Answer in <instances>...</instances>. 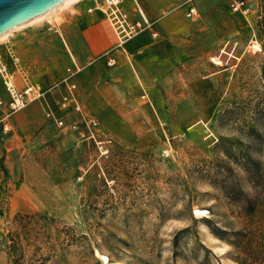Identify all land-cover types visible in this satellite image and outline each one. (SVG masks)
<instances>
[{
	"label": "rangeland",
	"instance_id": "374dc122",
	"mask_svg": "<svg viewBox=\"0 0 264 264\" xmlns=\"http://www.w3.org/2000/svg\"><path fill=\"white\" fill-rule=\"evenodd\" d=\"M260 7L262 34L193 62L195 81L222 70L219 101H158L162 145L124 149L101 133L113 141L101 155L65 135L45 164L52 176L40 210L0 214V264H264V0ZM246 147L258 173L226 155ZM216 154L257 198L252 214L207 177Z\"/></svg>",
	"mask_w": 264,
	"mask_h": 264
},
{
	"label": "crops",
	"instance_id": "0c3cea01",
	"mask_svg": "<svg viewBox=\"0 0 264 264\" xmlns=\"http://www.w3.org/2000/svg\"><path fill=\"white\" fill-rule=\"evenodd\" d=\"M233 1L193 0L197 16L188 17L184 0H139L157 36L145 31L122 45L102 11L104 0L69 1L3 37L0 53L18 89L35 84L42 95L11 116L8 133L0 130V214L40 210L52 176L48 156L65 135L91 142L85 119L98 122L100 139L102 133L121 148L145 152L162 145L158 101H219L222 70L213 66L195 81L193 62L262 34L261 0H246L249 15L233 11ZM122 8L137 18L131 0ZM66 95H74L80 111L75 103L61 109ZM0 97L9 99L1 75ZM59 121L78 128L63 129ZM63 179L57 174L52 183Z\"/></svg>",
	"mask_w": 264,
	"mask_h": 264
},
{
	"label": "built area",
	"instance_id": "2783aa9c",
	"mask_svg": "<svg viewBox=\"0 0 264 264\" xmlns=\"http://www.w3.org/2000/svg\"><path fill=\"white\" fill-rule=\"evenodd\" d=\"M135 11L137 13V18H133L131 14L122 8L123 0H104L102 11L109 20L116 36L118 39L119 45L126 43L128 40L133 39L138 36L140 33L145 31H151L154 36H157L156 31L154 30V22H152L149 17L146 15L142 9L139 0H131ZM193 0H184V4H189L188 17H196L197 11L192 5ZM231 9L233 11H242L245 15H249L250 11L246 7V0H235L231 4ZM228 45V43H226ZM108 65L111 66L115 64L114 59H108ZM79 69L75 71L77 73ZM74 73V74H75ZM0 75L2 77L5 88L9 94V99L4 100L0 97V130L4 133H8L11 130L9 120L11 116L24 109L30 101H33L39 98L42 95V90L38 85L28 84L25 89H18L15 76L6 64L3 62L1 53H0ZM73 73L71 74V76ZM67 79V78H66ZM76 85H71V89L74 90ZM71 103H75V109L80 111V105L76 103L74 95H66L60 101L61 109H67L70 107ZM84 124L88 129L89 138L94 142L95 146L98 148L101 155H106L110 152V145L112 144L111 139H100L98 136V122L93 119H85ZM59 127L66 128L68 130H76L77 124L67 125L64 121L58 122Z\"/></svg>",
	"mask_w": 264,
	"mask_h": 264
},
{
	"label": "trees",
	"instance_id": "16d2710c",
	"mask_svg": "<svg viewBox=\"0 0 264 264\" xmlns=\"http://www.w3.org/2000/svg\"><path fill=\"white\" fill-rule=\"evenodd\" d=\"M248 131L252 135L260 137L256 128L250 127ZM226 155L228 158H234L245 170L253 172L254 170L252 171V168H255V171L257 173L259 172V163L250 156L248 147L240 150L237 154L227 151ZM219 156L220 155L216 154V161L214 162L216 167H211L210 170L207 171V177L214 185L220 187L228 198L240 204L246 213L252 214L256 210L258 204L257 198H251L244 192L228 160L224 161L222 157Z\"/></svg>",
	"mask_w": 264,
	"mask_h": 264
},
{
	"label": "water",
	"instance_id": "95a60500",
	"mask_svg": "<svg viewBox=\"0 0 264 264\" xmlns=\"http://www.w3.org/2000/svg\"><path fill=\"white\" fill-rule=\"evenodd\" d=\"M66 0H0V37L38 18Z\"/></svg>",
	"mask_w": 264,
	"mask_h": 264
},
{
	"label": "bare ground",
	"instance_id": "6f19581e",
	"mask_svg": "<svg viewBox=\"0 0 264 264\" xmlns=\"http://www.w3.org/2000/svg\"><path fill=\"white\" fill-rule=\"evenodd\" d=\"M69 1H74V0H66V1H64L63 3H61L59 6H63L64 4H66L67 2H69ZM58 7V6H57ZM55 9V8H54ZM54 9H52L51 11H54ZM50 12V11H49ZM48 12V13H49ZM48 13H46V14H44V15H42V16H40V17H38V18H35V19H32V20H30L29 22H26V23H31V22H33V21H35V20H38V19H41V18H43V17H45V15H47ZM26 23H24V24H22V25H19V26H17V27H22L23 25H25ZM16 27V28H17ZM15 29V28H14ZM13 30V29H12ZM12 30H10L9 32H11ZM9 32H7L6 34H4L3 36H1L0 37V39H2L3 37H5ZM253 47L256 49V50H260V48H259V46L258 45H253ZM216 61V60H215ZM216 63H221L220 61H218V62H216ZM41 194V193H40ZM207 212V210H205V209H198V208H196L195 210H194V213H195V215H198V216H203L205 213ZM102 258H103V260L106 262V263H109V260H108V257L107 256H105V255H102Z\"/></svg>",
	"mask_w": 264,
	"mask_h": 264
}]
</instances>
